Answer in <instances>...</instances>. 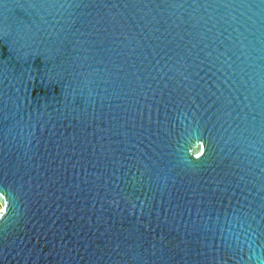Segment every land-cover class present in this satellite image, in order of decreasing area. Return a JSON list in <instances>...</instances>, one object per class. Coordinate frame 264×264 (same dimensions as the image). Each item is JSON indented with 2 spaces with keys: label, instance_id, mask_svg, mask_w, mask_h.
<instances>
[{
  "label": "water",
  "instance_id": "1",
  "mask_svg": "<svg viewBox=\"0 0 264 264\" xmlns=\"http://www.w3.org/2000/svg\"><path fill=\"white\" fill-rule=\"evenodd\" d=\"M0 264H264V0H0Z\"/></svg>",
  "mask_w": 264,
  "mask_h": 264
},
{
  "label": "rangeland",
  "instance_id": "2",
  "mask_svg": "<svg viewBox=\"0 0 264 264\" xmlns=\"http://www.w3.org/2000/svg\"><path fill=\"white\" fill-rule=\"evenodd\" d=\"M2 209L1 203H0V210Z\"/></svg>",
  "mask_w": 264,
  "mask_h": 264
},
{
  "label": "snow or ice",
  "instance_id": "3",
  "mask_svg": "<svg viewBox=\"0 0 264 264\" xmlns=\"http://www.w3.org/2000/svg\"><path fill=\"white\" fill-rule=\"evenodd\" d=\"M3 213L2 212H0V215H2Z\"/></svg>",
  "mask_w": 264,
  "mask_h": 264
}]
</instances>
